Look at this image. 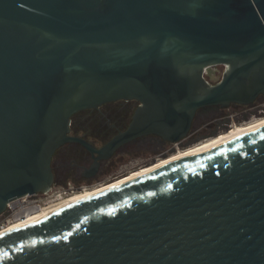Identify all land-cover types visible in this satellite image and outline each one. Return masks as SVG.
Returning <instances> with one entry per match:
<instances>
[{
  "label": "water",
  "instance_id": "obj_1",
  "mask_svg": "<svg viewBox=\"0 0 264 264\" xmlns=\"http://www.w3.org/2000/svg\"><path fill=\"white\" fill-rule=\"evenodd\" d=\"M261 96L264 0H0V215L51 188L65 143L96 168ZM119 99L139 105L105 145L69 134L75 112ZM0 264H264V129L6 232Z\"/></svg>",
  "mask_w": 264,
  "mask_h": 264
},
{
  "label": "flooded vegetation",
  "instance_id": "obj_2",
  "mask_svg": "<svg viewBox=\"0 0 264 264\" xmlns=\"http://www.w3.org/2000/svg\"><path fill=\"white\" fill-rule=\"evenodd\" d=\"M138 105L139 102L135 99H119V101L106 102L97 108L86 109L89 111L91 110L90 114H78L77 111L71 117L69 134L74 137H81L90 144L92 143L96 148H100L105 145L107 141L128 128L127 126ZM230 106H237V108L243 109L246 108L249 109L248 111L252 110V113L255 115L262 114L264 113V96L259 97L250 106H242L239 104H232ZM221 109L207 108L206 110L199 111L192 122L191 133L185 138L187 140L183 142V145L190 143L197 137L190 139L198 122L206 119L210 113L221 111ZM243 113H241V119L247 118L248 112L246 111ZM92 132L94 134H92ZM174 148L175 145L173 143L163 141L154 135L138 137L134 139L133 142L122 145L119 149L114 151L110 157L99 160V164L96 168H93L95 156L97 155L96 153L92 154L88 152L77 142L65 143L52 155L51 167L52 172H54L52 186H63L70 182L75 191L82 187L92 188L95 186L93 185L94 183H97V181L102 178L105 179L108 175L110 176L112 174L110 170L119 164V162L133 150L144 151L145 153L151 151L155 155L163 156ZM118 177L119 176H116L115 178ZM5 215H7V212L2 216L3 218H1L0 222L5 220Z\"/></svg>",
  "mask_w": 264,
  "mask_h": 264
},
{
  "label": "bare ground",
  "instance_id": "obj_3",
  "mask_svg": "<svg viewBox=\"0 0 264 264\" xmlns=\"http://www.w3.org/2000/svg\"><path fill=\"white\" fill-rule=\"evenodd\" d=\"M262 129H264V115L262 117H253L248 122L246 121L241 124L233 125L228 130L223 131L222 133H219L215 136L207 137V139L194 143L190 147H186L183 149L177 148L175 152L170 153L164 158H159L151 162L149 165L140 166L117 179L106 182V184H101L92 188L85 187L84 189L78 190L77 192L62 195L57 197L56 199H49L48 201H45L46 203L41 205V207H37L34 212L26 215L25 218L20 219V221L5 223V225L0 227V236L6 234V232L12 229L19 227L24 223H28L34 221L35 219L42 218L48 216L49 214L61 211L64 208L77 204L78 202L90 198L93 195L106 192L107 190L121 186V184L123 183L132 181L135 178L150 174V172L164 167V165L177 162L180 159L191 157L196 153L205 152L209 148L235 140L237 139V137ZM28 196L29 195H26V197Z\"/></svg>",
  "mask_w": 264,
  "mask_h": 264
},
{
  "label": "rangeland",
  "instance_id": "obj_4",
  "mask_svg": "<svg viewBox=\"0 0 264 264\" xmlns=\"http://www.w3.org/2000/svg\"><path fill=\"white\" fill-rule=\"evenodd\" d=\"M225 68L226 67L221 65V64L217 65V66L210 67L207 71V74L205 75V78L208 81H210L211 83L215 84L218 81H220V78H221ZM248 110L249 109H246V108L245 109L237 108V106H229L228 108H222L221 111H216L214 113H210L206 119L198 122L197 127H195V129L193 130V134L190 137V139H193V137L197 136L193 141L183 145V142H186V140H187V139H183L182 141L178 142L177 145L174 144L175 148L168 151L163 156L162 155H155L151 151L145 153L144 151L141 152V151H134L133 150L130 154L128 153L129 155H127V156L124 155L125 157L119 162V164H117L114 168H112L110 170L112 173L110 176H112V177H110L108 175L105 177V179L102 178L101 180L97 181V183H94L93 185L98 186L101 184H106V182L114 180L113 178H115L116 176L121 177L122 175L127 174L126 172L133 171L140 166L149 165L151 162H153L159 158H164L165 156L169 155L170 153L175 152L177 148L183 149L186 147H190L194 143H197V142H200V141L207 139V137L215 136L219 133H222L223 131H226V129L228 130L231 125L233 126L236 124H241L243 121L248 122L253 117L256 118V117H260V116L264 115V113L255 115L252 113V110H250V111H248ZM90 111L89 110H82V111H78V114H82V113L83 114H90ZM246 111L248 112L247 113L248 117L241 119V115H242L241 113L246 112ZM92 134H94V133L92 132ZM178 145H179V147H178ZM115 179H117V178H115ZM99 183H101V184H99ZM96 184H98V185H96ZM58 188L59 187L55 186L53 188V192H50V191L48 192L49 193L48 196L52 195V193H54L55 190ZM48 193H46L45 195H47ZM45 195H42L41 193H37L34 196H32L31 198L29 197L28 201L30 199L36 198L39 201H41L43 204V202L49 200V199H47L48 196H45ZM1 218H3V217H0V220H1Z\"/></svg>",
  "mask_w": 264,
  "mask_h": 264
},
{
  "label": "built area",
  "instance_id": "obj_5",
  "mask_svg": "<svg viewBox=\"0 0 264 264\" xmlns=\"http://www.w3.org/2000/svg\"><path fill=\"white\" fill-rule=\"evenodd\" d=\"M208 69L209 68H206V70L204 72L205 75L207 74ZM243 122H246V121H243ZM54 187H55V185H53V187L51 186L49 191L53 192ZM57 187H59V188L56 189L55 192L52 193V195H50V196H48L49 195L48 192H44L41 194L45 195L46 193H48L47 195H45V196H48L47 199H56L59 196L71 194V193L77 192L78 190H82L85 188V187H82L81 189H78L77 191H75L70 182H68L66 185L57 186ZM34 195H32V196H34ZM32 196L29 195L28 197H26V195H25V196L19 197V199L9 201L7 204V208L5 209V212L0 215V217H2L7 212V215H5V220L0 222V227H2L3 225H5V223H8V222L13 223L15 221H20V219L25 218L26 215H29L32 212H34V210L37 207H41V205L46 203V202H43V204H42V202L36 198L30 199L28 201V198L29 197L31 198Z\"/></svg>",
  "mask_w": 264,
  "mask_h": 264
}]
</instances>
